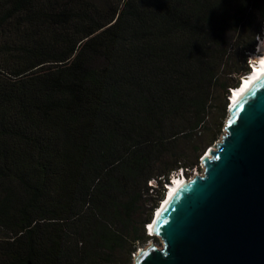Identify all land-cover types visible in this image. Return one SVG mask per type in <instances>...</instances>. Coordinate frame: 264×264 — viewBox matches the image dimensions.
I'll return each instance as SVG.
<instances>
[{
  "label": "trees",
  "instance_id": "1",
  "mask_svg": "<svg viewBox=\"0 0 264 264\" xmlns=\"http://www.w3.org/2000/svg\"><path fill=\"white\" fill-rule=\"evenodd\" d=\"M263 32L264 0H0V264H132Z\"/></svg>",
  "mask_w": 264,
  "mask_h": 264
},
{
  "label": "water",
  "instance_id": "2",
  "mask_svg": "<svg viewBox=\"0 0 264 264\" xmlns=\"http://www.w3.org/2000/svg\"><path fill=\"white\" fill-rule=\"evenodd\" d=\"M227 113L203 172L153 214L162 246L139 248L132 264H264V74Z\"/></svg>",
  "mask_w": 264,
  "mask_h": 264
},
{
  "label": "bare ground",
  "instance_id": "3",
  "mask_svg": "<svg viewBox=\"0 0 264 264\" xmlns=\"http://www.w3.org/2000/svg\"><path fill=\"white\" fill-rule=\"evenodd\" d=\"M263 74H264V55L257 59L256 64H253L252 73L244 75L243 80L241 82L242 85L240 83L241 87L239 85L240 88L239 87L236 88V89L239 88L238 90L233 88V91L229 94L228 103L231 104V109L237 103V101L244 95V93L250 88V86L254 84L256 80L259 79ZM185 181L186 180H184L183 178L174 177L171 183H169V185L167 186V189L169 190L167 197L169 198L176 191V189ZM162 205H165V202ZM157 210H159L157 211V215H158L161 210L160 209H157ZM150 224L151 222L148 223V225ZM153 227H154V224L149 226L151 233H152Z\"/></svg>",
  "mask_w": 264,
  "mask_h": 264
},
{
  "label": "built area",
  "instance_id": "4",
  "mask_svg": "<svg viewBox=\"0 0 264 264\" xmlns=\"http://www.w3.org/2000/svg\"><path fill=\"white\" fill-rule=\"evenodd\" d=\"M258 52V45L256 46V50H255V53H253L250 57H249V65L250 66H253V64H256L257 60H256V56L257 58L259 57V54L257 53ZM255 54V55H254ZM254 55V57H253ZM199 166L200 168L202 167L203 168V165H202V162H201V158H200V161H199ZM186 173H189L190 175L188 177L184 176V172L183 170H180L179 172H177L174 176V177H177V178H183L184 180H189L191 178H193L195 175H199L198 173H196L198 171V169L195 167V168H192V169H185ZM203 172V171H202ZM149 225H146V231L147 233L149 232Z\"/></svg>",
  "mask_w": 264,
  "mask_h": 264
},
{
  "label": "rangeland",
  "instance_id": "5",
  "mask_svg": "<svg viewBox=\"0 0 264 264\" xmlns=\"http://www.w3.org/2000/svg\"><path fill=\"white\" fill-rule=\"evenodd\" d=\"M257 45H258V54H259V56H263L264 55V32L261 34V36L260 37H258V39H257ZM261 49H260V48ZM255 55V54H254ZM254 55H253V57H254ZM259 58V57H258ZM257 58V56H256V60L258 59ZM224 134V132H223V129H222V133H221V135L219 136V139H221V137H222V135ZM218 139V140H219ZM202 171H203V168L201 167V170L199 171H197L196 173H198V174H201L202 173ZM149 243H154V244H156V246H158V247H161L162 246V243H161V241H160V239L159 238H157V239H155V240H153V241H149V242H147L144 246H142V247H145L147 244H149ZM142 247H140V248H142Z\"/></svg>",
  "mask_w": 264,
  "mask_h": 264
},
{
  "label": "clouds",
  "instance_id": "6",
  "mask_svg": "<svg viewBox=\"0 0 264 264\" xmlns=\"http://www.w3.org/2000/svg\"><path fill=\"white\" fill-rule=\"evenodd\" d=\"M251 70H253V66H252V67L250 66V72H251ZM250 72H249V73H250ZM249 73H248V74H249ZM246 75H247V74H246ZM243 77H244V76H242L241 78H243ZM242 80H243V79H240V83L242 82ZM241 84H242V83H241ZM240 86H241V85H240ZM235 89H236V88H235ZM232 90H233V89H232ZM230 93H231V90H230ZM228 106H229V105H228ZM227 110H228V108H227ZM166 194H168V189H167ZM162 202H163V201H162ZM162 202H161V204H162ZM149 233H151V232H150V229H149V232H148L147 234H149ZM149 235H150V234H149ZM151 235H153V233H152Z\"/></svg>",
  "mask_w": 264,
  "mask_h": 264
}]
</instances>
